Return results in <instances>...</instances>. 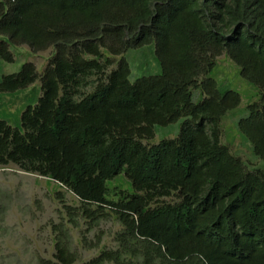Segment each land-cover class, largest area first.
I'll return each mask as SVG.
<instances>
[{"label":"trees","instance_id":"obj_1","mask_svg":"<svg viewBox=\"0 0 264 264\" xmlns=\"http://www.w3.org/2000/svg\"><path fill=\"white\" fill-rule=\"evenodd\" d=\"M19 46L54 51L40 77L27 63L0 80V94L41 85L20 129L0 120V168L54 181L89 221L115 218L116 248L83 264H264V169L221 144L240 96L209 77L225 54L259 91L237 127L264 164V0H0V59ZM148 46L160 73L130 82L124 55ZM180 118L175 138L142 143ZM121 174L133 193L109 201ZM56 258L74 261L60 244Z\"/></svg>","mask_w":264,"mask_h":264},{"label":"rangeland","instance_id":"obj_2","mask_svg":"<svg viewBox=\"0 0 264 264\" xmlns=\"http://www.w3.org/2000/svg\"><path fill=\"white\" fill-rule=\"evenodd\" d=\"M10 51L12 63L0 59V80L2 76L18 73L27 63L35 66L40 77L54 50L49 48L33 53L28 47L19 46L10 48ZM124 58L129 63L130 82L160 73L153 46L129 51ZM118 59L116 57L115 61ZM114 68L115 65L108 73ZM209 77L221 89L232 90L240 96L239 106L227 112L221 120V144L228 147L247 169H264L263 162L253 154L250 143L237 127L238 121L246 115L247 106L259 101V91L240 77L239 68L225 54L216 59ZM40 86L37 79L24 90L0 94V120L11 128L20 129V116L28 105L37 102L41 95ZM192 94L194 103L200 101L197 90ZM185 120L180 118L167 127H156L153 139L142 140V143L151 146L163 139L175 138ZM107 188V199L114 202L133 193L123 174L107 181ZM175 201L176 197L171 196L160 199L159 204ZM78 207V199L52 180L20 171L13 165L0 168V264H63L56 258L57 244L65 246L72 255V264H83L104 250L115 249L114 236L121 229L115 218L111 216L92 222L76 211Z\"/></svg>","mask_w":264,"mask_h":264}]
</instances>
